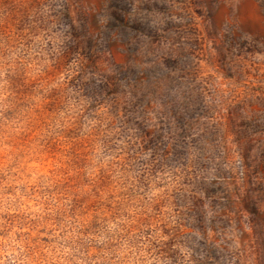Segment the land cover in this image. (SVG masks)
Wrapping results in <instances>:
<instances>
[{
  "label": "rangeland",
  "instance_id": "1",
  "mask_svg": "<svg viewBox=\"0 0 264 264\" xmlns=\"http://www.w3.org/2000/svg\"><path fill=\"white\" fill-rule=\"evenodd\" d=\"M0 264H264V0H0Z\"/></svg>",
  "mask_w": 264,
  "mask_h": 264
}]
</instances>
